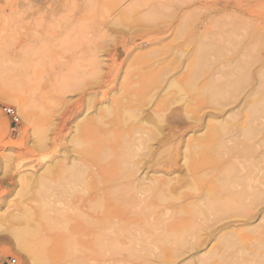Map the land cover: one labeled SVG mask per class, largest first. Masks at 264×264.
<instances>
[{
	"label": "rangeland",
	"instance_id": "obj_1",
	"mask_svg": "<svg viewBox=\"0 0 264 264\" xmlns=\"http://www.w3.org/2000/svg\"><path fill=\"white\" fill-rule=\"evenodd\" d=\"M2 92L0 264H264V0H0Z\"/></svg>",
	"mask_w": 264,
	"mask_h": 264
},
{
	"label": "bare ground",
	"instance_id": "obj_2",
	"mask_svg": "<svg viewBox=\"0 0 264 264\" xmlns=\"http://www.w3.org/2000/svg\"><path fill=\"white\" fill-rule=\"evenodd\" d=\"M0 96L1 97H3L6 101H8L9 103H11V104H13V105H15L18 109H20L21 111H23L24 113H23V117H24V119L28 122V124H30V125H32L33 126V130H34V123H33V117H32V114L30 113V112H28L27 110H26V105H25V103H24V101L23 100H21L20 99V97L19 96H17L14 92H2V93H0ZM54 121H48V123L47 124H45L44 126H45V128H47L48 130L52 127V125L54 124L53 123ZM43 129V128H42ZM42 129H41V131H42ZM47 129H45V131H47ZM36 131V130H35ZM35 131H34V135L35 134H37V133H35ZM38 131V130H37ZM39 133H40V131H39ZM38 133V134H39ZM42 134L44 133L43 131L41 132ZM33 134V133H32ZM44 135V136H43ZM42 136L41 135H39V137H40V139H41V141H39L38 142V140H39V137H38V135H37V137H38V140H37V137H36V146L38 145V143H39V148L41 149H43V146L45 147V148H47L46 146H47V143H45L44 144V141L45 140H47L46 139V136H45V134H43ZM43 138V140H42V138ZM49 138V137H48ZM47 141H50V140H47ZM53 143V142H52ZM100 144V143H99ZM42 145V146H41ZM96 146H98V148H97V150L99 149V148H102V150H103V146L102 145H100V147H99V145H96ZM102 146V147H101ZM49 147H51L50 146V144H49ZM53 147V146H52ZM44 148V149H45ZM95 148V147H94ZM96 150V149H95ZM96 150V151H97ZM100 150V152H101V149H99ZM104 150H106L105 149V147H104ZM107 152V151H106ZM105 152V153H106ZM97 153V152H96ZM102 153H104V151H102ZM108 153V152H107ZM107 153H106V156H108L109 155V153H108V155H107ZM99 155V154H98ZM97 154H95L94 156L95 157H93V158H97L98 160H100V159H102V157H103V160H100V161H98V162H101V161H105L104 159V154H102L103 156H98ZM100 155H101V153H100ZM98 156V157H97ZM107 159V158H106ZM107 162V161H106ZM127 176H129V177H131V174L129 173V174H127ZM123 178V177H122ZM125 178V177H124ZM14 179H16L15 180V183L17 184V186L19 187V189L18 190H22V191H28V190H30L31 189V184H33L34 182H37L38 181V179H39V176H37V175H34V174H32V175H30V176H25V173L24 172H21V171H17V173H16V178H14ZM244 188H245V186H244ZM249 188V187H248ZM258 191V190H257ZM262 191V190H261ZM260 191V192H261ZM264 191V190H263ZM30 192V191H29ZM237 192V191H236ZM256 192V191H255ZM254 192V193H255ZM258 193V192H257ZM264 193V192H263ZM250 194V193H249ZM259 194V193H258ZM237 195V194H236ZM246 195V194H245ZM248 195V194H247ZM261 195L262 194H259L258 196H260L261 197ZM243 196H244V194H243ZM259 197V199H261ZM263 197V196H262ZM256 198V197H255ZM254 198V199H255ZM264 198V197H263ZM256 199H258V198H256ZM242 200V199H241ZM240 202V201H239ZM227 203V202H226ZM24 204V203H23ZM22 205V204H21ZM219 205V204H218ZM220 205H222V204H220ZM227 205H228V203H227ZM215 206H217V205H215ZM223 206H225V205H223ZM232 206V205H231ZM26 207V206H25ZM228 207V206H227ZM246 207V206H245ZM247 207H248V205H247ZM23 208H24V206H23ZM228 208H231V207H228ZM27 209H29V208H27ZM24 210H26L25 208H24ZM27 211V210H26ZM264 212V211H263ZM28 213H29V215H31L30 214V209H29V211H28ZM35 214V213H34ZM34 214H33V216H34ZM193 214V213H192ZM256 214V213H255ZM37 215V214H36ZM35 215V216H36ZM193 218V217H192ZM191 218V219H192ZM32 218L30 217V220H31ZM189 220H190V217L188 218ZM194 219V218H193ZM188 222V221H187ZM190 222H191V226H192V224H193V220L191 221L190 220ZM30 223V222H29ZM47 223V222H46ZM172 223H173V221H172ZM171 223V224H172ZM184 224H185V222H184ZM190 224V223H189ZM195 225H197V223H194ZM170 226V224L168 225V227ZM173 226L174 225H172V228H173ZM187 226V225H186ZM190 226V227H191ZM167 227V226H166ZM183 227H185V226H183ZM172 228H170V230L172 229ZM188 228H189V226H188ZM197 228H199L198 226H197ZM185 229H187V227H185ZM192 229V228H191ZM190 229V230H191ZM224 229H226V227H224ZM172 231V230H171ZM39 229H38V227H36V226H31L30 228H29V230L27 229V231L26 232H23V233H20V232H17V233H15V232H13L12 233V235L14 236V241H13V246L19 251V250H21V251H23V252H25L26 253V257H27V259H28V264H60V260H61V255H60V253L59 252H51V256H47L46 255V253H48V252H46V253H44L45 252V248H44V251L42 252L41 250V248H40V246L39 247H37V245H38V234H39ZM184 233V232H183ZM186 233V232H185ZM173 238V237H172ZM42 239V238H41ZM40 239V240H41ZM174 240V239H173ZM198 241V240H197ZM40 243H41V241H40ZM44 243V242H43ZM99 246V245H98ZM197 246H198V244H197ZM196 247V246H195ZM200 247V246H199ZM197 248V247H196ZM196 248H194V249H196ZM46 251H48V250H46ZM199 252V251H198ZM53 253V254H52ZM47 261V262H46ZM233 264V263H232Z\"/></svg>",
	"mask_w": 264,
	"mask_h": 264
},
{
	"label": "built area",
	"instance_id": "obj_3",
	"mask_svg": "<svg viewBox=\"0 0 264 264\" xmlns=\"http://www.w3.org/2000/svg\"><path fill=\"white\" fill-rule=\"evenodd\" d=\"M2 111L4 115L9 118L12 125L16 126L19 123V115L13 107L5 106L2 108ZM3 264H17V261L15 258L9 257L3 262Z\"/></svg>",
	"mask_w": 264,
	"mask_h": 264
}]
</instances>
